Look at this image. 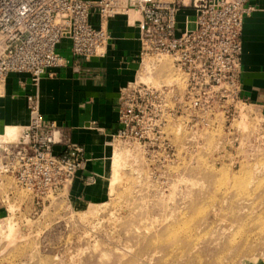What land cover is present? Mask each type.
Wrapping results in <instances>:
<instances>
[{"label": "rangeland", "instance_id": "rangeland-1", "mask_svg": "<svg viewBox=\"0 0 264 264\" xmlns=\"http://www.w3.org/2000/svg\"><path fill=\"white\" fill-rule=\"evenodd\" d=\"M185 77L170 55L141 60L105 203L37 193L0 151V264H264V111L212 91L194 107ZM16 131L0 141L15 147Z\"/></svg>", "mask_w": 264, "mask_h": 264}, {"label": "built area", "instance_id": "built-area-1", "mask_svg": "<svg viewBox=\"0 0 264 264\" xmlns=\"http://www.w3.org/2000/svg\"><path fill=\"white\" fill-rule=\"evenodd\" d=\"M186 9L195 16L185 15L180 28L179 13ZM253 9L247 0H0V87L10 72L30 73L37 84L48 68L69 62L57 52L63 39L71 41V52L79 59L105 55L111 39L109 19L126 15L139 25L141 60L170 55L186 76L185 90L194 107L209 91L219 102L247 104L240 97L242 33L244 19ZM93 13L98 14V26L91 22ZM136 82L121 92L115 136L126 133L141 113L134 109L137 93L131 87ZM170 91L163 87L153 93L156 99ZM29 101V125L15 147L3 143L2 154L13 156L20 182L49 196L68 189L85 162L83 147L67 141L53 121L43 118L36 97ZM65 141L67 150L56 154L54 146Z\"/></svg>", "mask_w": 264, "mask_h": 264}, {"label": "crops", "instance_id": "crops-1", "mask_svg": "<svg viewBox=\"0 0 264 264\" xmlns=\"http://www.w3.org/2000/svg\"><path fill=\"white\" fill-rule=\"evenodd\" d=\"M254 9L244 19L242 33L241 92L247 103L264 111V0H247ZM191 9L179 13V27ZM99 25L97 13L91 16ZM193 27V23L190 24ZM111 35L103 56L79 59L71 52V41L63 39L57 52L69 62L50 67L36 84L27 72H10L0 87V133L6 127L25 128L31 120L29 97L39 101L45 120L53 121L67 141L83 147L85 162L68 186V195L84 204L98 205L109 198L111 137L120 128L122 90L138 78L141 67V32L134 19L116 15L109 19ZM68 143L54 146L56 154ZM4 204L0 200V212Z\"/></svg>", "mask_w": 264, "mask_h": 264}, {"label": "bare ground", "instance_id": "bare-ground-1", "mask_svg": "<svg viewBox=\"0 0 264 264\" xmlns=\"http://www.w3.org/2000/svg\"><path fill=\"white\" fill-rule=\"evenodd\" d=\"M16 129H18L16 126H8V127H6V133L4 132V133H1V135L2 134H7L8 136H13V135H15L16 133H17V131H16ZM21 129V128H20ZM7 135H5L4 137H7ZM2 137V136H1ZM9 138H12V137H9ZM1 142V141H0ZM0 145H1V148H0V151H2V147H3V142H1L0 143ZM118 160L116 159V157H115V159H113L112 160V162H111V167H113V173L114 174H112V176L113 175H115L116 173H117V165H118ZM111 176V177H112ZM117 176V175H116ZM118 177V176H117ZM253 177V176H252ZM113 179H115L116 180V178H115V176H113L112 177ZM115 180H112L113 182L115 181ZM254 180H252V182H253ZM248 208V207H247ZM251 209V208H250ZM0 222H1V220H0ZM157 226V224L154 222V221H151V220H149L148 222H146L145 223V228L146 229H151V228H155ZM20 230H19V232L18 231H11V230H14V228L12 229L11 228V233L9 234L10 236H15V235H17L18 233V235H19V237H24L25 236V231H26V228H25V226H21V228H19Z\"/></svg>", "mask_w": 264, "mask_h": 264}]
</instances>
